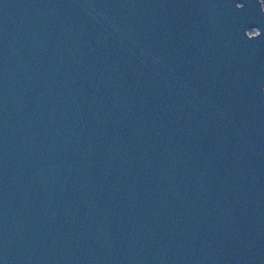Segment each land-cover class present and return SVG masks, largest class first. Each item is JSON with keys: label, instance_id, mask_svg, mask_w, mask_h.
<instances>
[{"label": "water", "instance_id": "water-1", "mask_svg": "<svg viewBox=\"0 0 264 264\" xmlns=\"http://www.w3.org/2000/svg\"><path fill=\"white\" fill-rule=\"evenodd\" d=\"M0 264H264L261 0H0Z\"/></svg>", "mask_w": 264, "mask_h": 264}, {"label": "trees", "instance_id": "trees-1", "mask_svg": "<svg viewBox=\"0 0 264 264\" xmlns=\"http://www.w3.org/2000/svg\"><path fill=\"white\" fill-rule=\"evenodd\" d=\"M261 2H262V5H263V7H264V0H261ZM252 32H254V30H252Z\"/></svg>", "mask_w": 264, "mask_h": 264}]
</instances>
